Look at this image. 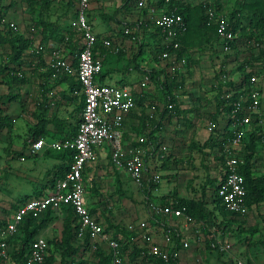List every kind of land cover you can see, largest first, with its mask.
<instances>
[{"label": "rangeland", "instance_id": "1", "mask_svg": "<svg viewBox=\"0 0 264 264\" xmlns=\"http://www.w3.org/2000/svg\"><path fill=\"white\" fill-rule=\"evenodd\" d=\"M160 1L105 0L104 4L94 8L93 15L103 21L115 20L116 16L112 14L118 12V15L122 17L117 18L118 24L123 23L125 27H127V24L134 25L138 21L143 23L145 19L148 21L147 17L149 16L151 23L154 25V19L158 16L157 11ZM191 1L198 2L200 0ZM209 1L215 2L218 6L217 11L224 15L239 4V0ZM8 5L5 0H2L0 7L6 9ZM70 10V5H62L63 14L61 15H64L65 20L69 23L64 28H66V32L75 29V32L71 30L72 35L74 33L78 35L75 24L72 23L74 14ZM93 19L92 17L89 18V20ZM10 21L2 23V26L5 29L11 28ZM236 34L240 41L243 40L239 38L238 32ZM137 36L136 32L129 35L133 40H137ZM4 44L5 40H1L0 70L3 65L9 64L7 68L13 65L8 61L10 53ZM159 44L158 39L157 45ZM245 45L247 46H242L225 56L224 51L217 49V41L210 37L201 45L188 49L182 61L175 59L173 55L160 58L162 54H158V66L155 76L152 77L150 82V91L145 90L146 98L142 105L140 104L141 107H148L149 110L148 112H144V109L141 110L143 127L140 129L138 126L133 129L132 134H141L145 137L149 135L150 140H148L150 143L147 150L152 154L149 166L159 173L160 180L156 183L149 181L147 184L137 185L128 173L115 167L109 160L107 161V158L106 161L98 159L95 165L91 167L94 169L93 176L88 175L87 172L84 177L86 189L89 191V194L87 193V198L89 195L88 202L97 197L101 199L98 203L91 202L96 214L102 215L109 224L121 222L132 227L131 230L126 229L136 237L140 233L152 231L155 220L158 226L166 224L177 227L174 224V219L166 218L163 215L153 216L152 214L151 203H161V200H164L163 195H169L176 191L180 195L197 199L202 193L204 197L210 199L213 189L210 180L215 176L217 169L213 162L215 160L213 158L214 148L212 149V146L210 147L206 140L209 139L213 129L215 131V129H219V124H224L222 120L224 117L215 114L214 88H217V82L220 79L237 80L240 74L238 64L242 61L244 55L247 52L259 51L253 41ZM221 63L224 64L222 69L225 71L226 77L216 74ZM13 67H16V63ZM1 76L10 78V75H7V69L0 71ZM18 81L20 80L14 82L19 83ZM181 82L183 83L182 86L178 87L176 83ZM9 91L15 90L10 86ZM170 100L175 101L174 109L166 106V102ZM175 106L178 107L176 111ZM17 107L19 106L17 105ZM12 110L11 114L14 113ZM164 111L166 112L164 113ZM11 118L12 121H9L11 126L0 128V222L7 218L16 200L41 187L43 181H49L54 170V164L47 163L41 165L39 174H25L26 162L21 160L18 157L19 155L12 157V159L7 158V155H9L5 153L7 145H10V147L23 145L25 155H22L33 156L29 155L26 150V147L33 141L32 138H28L29 134L27 135L25 132L28 125L26 122L27 116H24L20 111L19 115L14 114ZM260 120V126L264 132V116ZM150 128L151 132L155 131V133L148 134ZM250 129L251 125H249L247 131ZM132 134L127 139L128 148L136 144ZM13 149L15 148L13 147ZM258 150L262 151L263 154L260 153L259 156L255 157L252 172L254 175L264 178V141L263 144L261 143L258 146ZM60 155V153L49 150L44 152L41 157L37 155L33 163L37 164V161L41 160L52 161L54 156L58 157L60 161L62 159ZM166 156L169 157L167 162L164 161ZM161 204L164 205L163 202ZM53 219L47 221L40 228V230L47 228V237L50 238L59 237L63 231L64 217L55 219L54 226H48ZM221 219L224 221L226 217L220 214L216 215L213 225L207 224L203 220H197L194 225L188 224L193 234L185 235L182 232L179 234V237L189 239L190 245H194V248L202 249L193 258L194 261L191 264H231V261L225 262L217 249L213 247V241H215L213 232L224 224L220 222L219 226L216 225L217 221L219 222ZM231 219L227 225L228 231L223 235V238L232 241L233 246L237 249L238 256L245 261V264H264V199L258 204L250 206L239 217L231 216ZM140 221H144L146 228L150 230L140 228ZM140 240L141 238L132 240L131 244L138 245L135 243H139ZM139 251L138 248L137 252L139 253ZM125 264L133 263L125 261Z\"/></svg>", "mask_w": 264, "mask_h": 264}, {"label": "built area", "instance_id": "2", "mask_svg": "<svg viewBox=\"0 0 264 264\" xmlns=\"http://www.w3.org/2000/svg\"><path fill=\"white\" fill-rule=\"evenodd\" d=\"M168 1L170 0H162L161 2L163 6H166ZM72 2L74 4L75 27L82 38V43L76 54V65H71L68 59L54 50L50 67L55 74L59 72L76 73L83 94V106L76 131L72 137L63 139L47 141L42 137L36 138L27 148L29 155H35L44 148L56 151L66 149L70 151V160L63 175L56 178L52 186L46 191L15 203L6 224L0 228V259L4 261L9 258L7 239L18 231L19 225L25 218H38L47 209L54 211L69 207L75 216L77 239L80 240L85 235L89 238V249L84 251L83 259L85 262L82 264H93L95 257L92 252L98 247L104 248L109 254L110 264H124L119 241L90 212L86 184L83 178L85 168L96 161L97 149L102 144L106 143L108 146L110 162L128 173L137 185L147 184L149 181L156 183L160 180L159 173L153 167L149 169L145 164L147 146L150 143L147 137L140 135L136 138V144L130 148L123 146V120L125 115L135 106V96L128 87L113 83H100L96 80L102 64L98 58L93 56L94 43L98 41V37L87 18L90 0H72ZM207 16L208 22L213 21L215 23L218 41L221 42L220 48L225 52L229 51L233 40L237 38L236 32L230 28L223 13L208 9ZM1 21L4 22L3 18ZM154 21V25L164 37V42L171 43V46L176 48L178 36H181L184 30L182 15L177 13L174 8L171 10L163 9ZM9 25L16 29L13 22H10ZM137 27V25L124 27L123 32L132 35ZM33 30L34 26L32 25L29 27V31L32 32ZM253 42L258 49H264V38ZM101 44L108 46L111 42L109 39H103ZM41 48L38 46V49ZM161 54L162 57L170 55L167 50H163ZM141 85L143 86L144 83L141 82ZM243 89H245L244 100L247 99V103L241 106V100L231 102L233 105L230 110L231 134L222 144V175L218 179L216 189L219 202L224 209L238 215L247 211L244 176L239 171L243 164V157L238 152L251 124L252 114L258 112L260 115L261 107L264 104V85L255 72L250 74L248 83ZM230 93H225V96L228 97ZM166 106L171 107L172 103H168ZM239 109L243 110L240 115L236 114ZM260 119L262 117L257 119L258 123L261 122ZM20 159H24V156H20ZM151 209L153 216L163 215L171 219L181 218L186 224L194 225L192 217L184 211V207H173L169 203L164 205L151 203ZM173 226L167 225V227L161 228L160 240L155 239L156 229L140 233L136 237L130 234L129 239L132 241L141 238L142 242L140 240L139 243H135L140 249V257L147 254L161 260L163 264H175L178 252L176 246L187 247L188 241L180 238L177 242L178 245H175L174 234L177 235L178 232L176 228H172ZM139 227L146 228V223L140 221ZM126 228L131 230L132 227L126 225ZM146 229L150 230L149 228ZM213 242V247L217 249L225 261L230 260L231 264H245L241 257L233 254V245L229 240L215 238ZM29 245L23 264H44L49 248L47 238L37 234ZM81 253L83 255V252ZM80 258L82 257H76L74 260L77 261ZM74 260L70 264H75Z\"/></svg>", "mask_w": 264, "mask_h": 264}, {"label": "trees", "instance_id": "3", "mask_svg": "<svg viewBox=\"0 0 264 264\" xmlns=\"http://www.w3.org/2000/svg\"><path fill=\"white\" fill-rule=\"evenodd\" d=\"M161 1L160 3H162ZM51 3L52 0H27V5L31 7L29 9L30 13L36 14V18L32 19V24L35 26V29H38V31L40 32V44L41 42H44L47 38H52L58 41L59 43H63L62 45L67 46L69 44V41H65L66 38H64L65 33L67 34L65 28L59 29L53 24V22L43 19V15L49 9ZM238 3V6L234 7L229 13L225 14V17L229 22L230 28L235 32H238L240 36L239 38L243 40L240 41L237 36V38L233 40L234 42L231 44L230 50L227 52L224 51L226 53L225 56H227L229 52L236 51V49L242 46L246 47L247 45L245 44H248V42L264 38V0H239ZM1 5L2 4L0 0V6ZM173 8L177 13H180L182 15L184 30L182 35L178 36V46L176 48H173L171 46V43L164 42L163 35L156 27L157 33L161 35L163 40L156 47L158 54L162 53L163 50H167L170 55L174 56L175 59L181 60L183 57H185L188 49L195 48L201 45V43H204L205 40H209L210 37L213 38V40L215 39L217 41V49L220 51L222 50L219 46L221 42L218 41L219 38L217 37L215 31V23L213 21L208 22L207 16L208 9H214L215 11L218 10V6L215 2L209 0H200L198 2L191 0H170L168 1L167 5L164 6V9L166 10H171ZM115 14L116 13H113L112 15ZM4 15L5 9H2L0 7V41L5 40V43L8 44L10 50L8 61L10 63H13V65L9 68H7L9 64L3 65L1 70L7 69V73L10 74V77L12 79L23 80L24 77L20 69L19 58L21 57L22 53L29 48L31 40L28 37L23 36V34L20 33L18 29H5L4 26H2L3 22L1 21ZM59 30L64 32H59ZM74 46L78 48V43H76ZM110 46L111 44L107 47ZM258 50V52H247L246 55H244L242 61L238 64L240 74L237 80L220 79L217 82V88H214L215 94L213 100L215 102V114L217 116L221 115L222 117H224V119H222L224 121V124H219V129H215V131L213 129V132L209 135V139L206 140V142L210 144L209 146H212V149L214 148L213 158L215 160H213V162L217 169L215 176L212 177V180H210L213 184L210 199L204 197L202 193L197 199H194L185 195H180L176 191H173L169 195H163L162 198L164 200H161V203L163 202V204L169 203L172 204L173 207H184V211L192 217L193 222H196L197 220H203L207 224L213 225L215 223L217 213L222 215L223 217L225 216L226 219H224V221L222 219L219 222L217 221L218 224L216 223V225L218 226L220 222H223L224 224H222V226L215 231V236H223L228 231L227 225L232 220L231 216H240L238 214L228 212L224 209L223 205L219 202L220 199L216 194V189L218 186V179L222 175V144L225 142L226 138L231 134L230 124L232 122V119L230 117V110L231 108H233L231 102L234 100H241V106L247 103V99L244 100L245 98L243 96V93L245 89L243 88L247 85L249 76L253 72L258 75L259 80L263 82L264 85V49ZM93 56H95L94 48ZM160 58L163 57L160 56ZM76 62L77 57L75 56V60L74 62H71V65L75 66ZM14 63H16V67H13ZM223 65L224 64L221 63V65L217 69L216 74L218 73L219 75L225 76V71L222 69ZM62 74L67 75L66 72H62ZM76 82L79 83L78 79ZM182 84V82L176 83L178 87L182 86ZM227 92H231L228 97L225 96V93ZM168 103H172L171 108H173V106L175 105L174 100L167 101L166 104ZM176 108L178 110V107L175 106V111ZM165 112L166 111H164V113ZM242 113L243 110L239 109L236 114L240 115ZM164 115L169 114L166 113ZM260 115L258 114V112L252 114L250 119L251 129L248 130L246 135L244 136L242 140L243 143L241 145V149L238 152L243 157V164L240 166L239 171L244 176L245 203L247 206V210L250 206L258 204L261 200L264 199V178L261 176H256L252 172L253 166L255 164L254 159L260 154L258 146L264 140V132L262 131L263 129L260 126L261 124L258 123L257 120L259 119V117L263 118L264 116V104L261 107ZM9 121H12L11 117H9L8 115L0 114V128L6 127L8 125L11 126V123ZM42 131L43 132L36 131V133H34V139L39 138V136H42L44 133H46L45 130ZM148 134H151V131L148 132ZM147 137L148 140L150 137L149 135ZM58 152H60L62 159H66V162L62 160V162L58 163L57 165H54L52 178L46 182L44 188H46V186L51 187L56 178L62 176L68 167V162L70 160V151L65 149L59 150ZM20 153L21 151H15L12 153V157L20 155ZM168 159L169 157L166 156L164 161L167 162ZM42 192V190H39L34 195L41 194ZM87 193L89 194V191H87ZM30 196H33V193L24 196L21 200ZM100 201L101 199L99 197L93 198L92 201L90 200L88 204L90 212L97 219H99L104 224L105 229L111 232L113 237L119 241L121 245V251L124 257V264L125 261L131 262L133 264H163L161 260L157 259L152 255L144 254L142 257L139 256L140 253L137 252V246L131 244V240L129 239L131 233L126 229L125 224L121 222H112L109 224L105 221L102 215L96 214V210L92 207L91 202L98 203ZM14 206L15 203L13 204L12 209L14 208ZM62 209H64L66 213L63 220V231L59 237L47 238L49 248L48 254L45 257L44 264H70V262L73 261L76 257L82 258L77 261L74 260L75 264H82V262H85V259H83L85 256L84 251L89 249V238L87 235H85L82 239H77V226L75 224V216L69 207ZM53 214L54 213L51 209H47L38 218H25L19 225L18 231L15 232L12 237L7 239L9 258L6 261L0 259V264H23L25 256L29 250V244L31 240L38 234L40 228L48 220L54 218ZM7 219L8 217L0 222V228L6 224ZM164 226L167 227V225ZM172 228L176 227L173 226ZM179 238V233L177 235L174 234L175 241L178 242ZM175 245H177V243H175ZM81 252H83V255ZM92 253L95 257V261H93V264H110L109 254L105 251L104 248L98 247L97 250ZM177 262L178 260L175 259V264H177Z\"/></svg>", "mask_w": 264, "mask_h": 264}, {"label": "crops", "instance_id": "4", "mask_svg": "<svg viewBox=\"0 0 264 264\" xmlns=\"http://www.w3.org/2000/svg\"><path fill=\"white\" fill-rule=\"evenodd\" d=\"M5 2H7L9 5L5 9V15L7 19L4 15V22L7 23L8 20H11L10 22L16 24L18 31L22 33L23 36L28 37L31 40V44L19 58L20 69L24 77L23 80L18 81L19 83H15L14 81L18 79L15 80L11 77L10 79L8 76L0 77V114L11 117L14 114H16V116L19 115L21 111L24 116H27L26 122L28 125L25 129V132L27 135L29 134L28 138H32V140H34V133H36V131L43 132L42 130H45L46 133L39 137H42L47 141L72 137L75 133L77 122L80 118L79 111L81 110L80 108H82L83 94L80 90V84L76 82V76H72L76 75L75 73H66L67 75H64L62 72H59L55 74L50 67V63L53 59L54 50H57L61 56H64L70 62H74L77 49L82 43V38L79 36L78 32V35H75V33L72 35L73 33L71 30L75 32V29H70L67 34L65 33L64 37L66 38L65 41H69L67 46L62 45L63 43H59L52 38H47L40 44V32L38 29H35V26L32 24V19L36 18V14L30 13L29 9L31 7L27 5V0H5ZM104 3L105 0H90L88 3L89 7L87 9L88 18L92 17L93 19L94 17L93 20L89 21L93 31L98 37V41L94 43V55L101 61L102 64V68L97 74L96 80L100 83H113L128 87L135 96V106L125 115L122 126L123 146L128 148L127 139L132 134V131H134L133 129H136L138 126L140 129L143 127V123H141V110L144 109V112H148L149 110L148 107L143 108L141 105L146 98L145 90L150 89L151 79L153 76H155V71L158 66V53L156 48L158 39L159 42H161L164 40V38L162 40L161 35L156 31V26L151 23L150 17L148 16V21L145 19L143 23L138 21L135 22L134 25H126L138 26L137 30L135 31L138 34L137 40L131 39L128 34L123 32L125 24H118L117 18H122L118 15V12L115 14V20L109 19L103 21L102 19H98L93 15L94 8ZM65 4L67 6L70 5V11L74 14L72 23L74 22L73 24H75L74 4L72 0H52L49 9L43 15V19L53 22V24L59 29L68 26L69 23L67 20H65V16L61 15L63 14L62 5ZM163 9L164 6L162 3H160L157 11L158 14ZM32 25L34 26V30L30 32L29 27ZM59 32L64 31L59 30ZM103 39H109L111 46L107 47L106 45L101 44ZM76 43H78V48L74 46ZM4 46H6L7 51L9 52L10 50L8 44L5 43ZM38 46H41L42 48L38 49ZM6 82L9 83L7 84ZM141 82L144 83L143 86L141 85ZM10 86L15 91L10 92ZM17 91L19 92L17 93ZM17 105L19 107H17ZM11 110L14 112L13 114H11ZM150 131L151 128L148 129V132ZM151 133L153 134L155 131H152ZM132 135H134V140H136V138L141 134ZM21 146L19 147L14 145L13 147L15 149H13V147L7 145L5 147V153L9 154L7 155V158L12 159V153L15 151H21L18 157H20L22 154L25 155V147H23V145ZM28 146L26 148H28ZM49 150L52 149L44 148L33 156H24V159L22 160L26 162L25 174H39L41 171L39 169H41L42 164L46 165L47 163H51L52 165H55L56 163L58 164L59 162H62V160L66 162V159H60L59 161V158L54 156L52 161L41 160L37 161V164L33 163V160L35 157L37 158V155H40L41 157L44 152ZM53 151L60 153L56 150ZM260 153L263 154L262 151ZM106 158L107 161H110L108 146L106 143H104L100 148L97 149L96 161L87 165L85 168L83 178L87 172L88 175L93 176L94 169L91 167L95 165L98 159H103L106 161ZM151 158L152 154L147 152L145 164L147 167H149V169H151L149 166V161ZM45 184L46 182L43 181L40 185L41 187L35 189L32 192L33 195L39 190H42L43 192L46 191L49 186L44 188ZM23 197H20V199L16 200V202L20 201ZM10 213L7 217H9ZM53 213L54 219L48 226H54L55 219H62L66 215L64 209L54 210ZM174 220V224L177 226L176 230L179 234L181 232L185 235L190 233L193 234V232H191L190 228L188 227L190 224H186L181 218ZM153 223L154 225L152 227V231L156 229L155 239L160 240L161 228L164 226L163 224L158 226V224H156V220ZM47 231V228H43L38 232V234L43 235L46 238H50L47 237ZM215 231L213 232L214 239L217 238L220 240H229L228 238H223L224 236L221 235L215 236ZM181 239L187 240L188 246H177V264H191L194 261L193 258L196 256V254H199L200 250L202 249L194 248V245L191 246L190 240L185 237ZM229 242L232 243L231 240H229ZM175 243H177V241H175ZM196 246L198 247V245ZM236 250L237 249H235L233 246V254L238 255ZM222 259L224 260V258ZM228 262H230V260ZM204 263H206V261H204Z\"/></svg>", "mask_w": 264, "mask_h": 264}]
</instances>
